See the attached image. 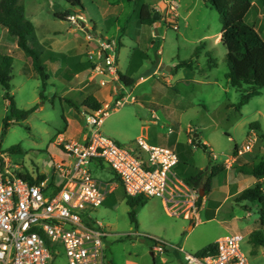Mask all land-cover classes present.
Masks as SVG:
<instances>
[{"label": "rangeland", "instance_id": "rangeland-1", "mask_svg": "<svg viewBox=\"0 0 264 264\" xmlns=\"http://www.w3.org/2000/svg\"><path fill=\"white\" fill-rule=\"evenodd\" d=\"M252 1L264 7V0ZM22 3L26 18L35 27L29 44L41 53L42 64L50 81L43 93L44 99H41L42 81L32 67V59L16 48V40L9 34L4 36L6 29L0 26V56L10 55L14 58L11 95L20 110H30L39 105L27 120L11 117L5 91L0 84V153L21 165V171L27 174L51 169L53 158L49 154V147L58 135L64 133V115L70 113V105L62 99L82 105L88 96H80L79 92L71 90L79 87L78 82L81 83L80 88L86 85L85 81L92 73V68L91 71L88 68L91 61L87 53L95 50L97 43L88 40L87 31L83 30L81 24L87 25L91 27V34L97 33L99 38L106 37L118 44V73L134 82L141 77L146 79L136 87L115 83L120 84L122 90L113 89L106 100L110 115L104 120L100 132L117 144L131 147L134 153L144 156L136 145L138 137L124 142V137L110 134L122 131L133 138L140 132L141 123L134 122L136 118L133 114L131 116L126 112L134 107L138 120L152 127L147 132L150 144L168 148L177 154L183 152L179 168L174 169L179 180L186 183L187 178L198 175L200 171L210 173L214 166L221 169L213 179V191L204 192L201 205L199 198L203 188L200 186L193 190L189 187L190 191L195 192L186 199L195 200L198 218L192 215L187 220L183 214L169 215L162 199L141 197V204L135 210L136 227L130 220L133 209L127 203L128 197L119 180L114 179L115 175L107 165L102 164L101 169L100 164H91L89 169L94 178L104 182L114 179L118 184L117 190L108 195L104 205L88 211L91 218L101 222L103 230L109 234L104 240L107 258L112 264H165L164 259L168 255L174 257L175 252L184 260V254L179 250L196 255L219 238L239 233L245 237L242 251L249 264H264V247L254 245L250 237L255 231L264 234L261 212L264 204L242 199L247 189H253L258 184L264 188V178L249 177L240 170L243 164L251 166L264 161V139L256 133L257 142L250 153L239 158L240 161L231 168H227L225 163L236 147L242 148L252 138L251 124H259L264 134V89L240 111L236 109L245 93L233 88L227 79V49L223 44L214 45L215 39H204L223 29L219 14L207 0H179L180 18L176 23L179 30H175L170 21L159 30L158 36L151 27L139 26L137 29L133 25L135 4H129L127 0H82L83 8L77 11L85 20H80L82 23L78 25L71 20L55 18V13L70 9L65 0H23ZM122 5L125 8L121 9ZM116 9H119L117 14ZM246 21L253 25V14ZM262 25L260 35L264 39L263 22ZM120 27L126 30L125 34L118 31ZM138 38L143 39L141 46ZM201 43L206 44L205 49L200 51L198 58H193ZM207 52L217 63L211 70L208 68ZM161 59L162 66L154 74ZM191 60L195 61L193 69L178 67L180 63ZM100 79L109 80L98 77ZM118 101L125 104L118 106ZM41 104L44 109H40ZM119 107V111L115 112V108ZM152 112L157 120L151 117ZM7 117L10 118L9 127L4 130ZM78 121L89 132L85 119ZM139 136L144 135L141 133ZM12 147H19V152H12ZM228 192H231V197ZM203 203L206 208L201 210ZM199 221L201 223L197 224ZM190 226L194 227L193 230H189ZM144 237L156 238L170 245L165 248L168 254L162 257L155 255L156 244ZM171 246L177 250L170 249ZM53 264H67L63 252Z\"/></svg>", "mask_w": 264, "mask_h": 264}, {"label": "built area", "instance_id": "built-area-1", "mask_svg": "<svg viewBox=\"0 0 264 264\" xmlns=\"http://www.w3.org/2000/svg\"><path fill=\"white\" fill-rule=\"evenodd\" d=\"M69 20L78 25L85 19L77 16ZM171 26L177 29L175 21ZM83 30L87 31L88 40L97 43L95 51L89 53L93 75L109 78L102 81L101 86L118 83V44L99 38L97 33L91 34L86 26ZM124 104L117 102L118 106ZM108 110L109 106H105L85 114L89 134L84 143L58 137V144L74 159L72 167L63 163L55 165V174L64 181L61 185H52L49 179L39 180L36 176L28 180L21 165L0 153V264H53L62 252L67 264H109L104 244L109 234L88 211L101 207L114 188L110 182L92 176L89 166L93 163L107 165L127 197L160 198L171 215L183 214L187 220L192 215L198 218L195 200L186 199L195 191H190L174 171L179 165L177 153L150 144L146 136H140L136 145L142 156L131 147L121 146L104 136L100 129ZM252 134V138L238 148L237 155L233 153L225 160L227 168L254 148L257 135ZM152 239L157 252L162 253L170 246ZM244 241L242 234L234 233L220 238L212 255L198 257L183 250L179 252L184 254V264H249L242 251Z\"/></svg>", "mask_w": 264, "mask_h": 264}, {"label": "trees", "instance_id": "trees-1", "mask_svg": "<svg viewBox=\"0 0 264 264\" xmlns=\"http://www.w3.org/2000/svg\"><path fill=\"white\" fill-rule=\"evenodd\" d=\"M23 0H0V26L5 28L8 34L16 40L17 46L23 50L27 57L32 59V67L35 72L38 73L39 78L42 81L43 92L40 93L41 99H44V91L47 88L50 76L46 72L45 66L42 64L41 53L34 50L29 44V38L34 34L35 27L31 21L25 16V7L22 3ZM69 10L55 13V18L68 21L71 17L79 16L77 9L83 8L82 0H65ZM141 4L139 10V24L143 26H152L155 21L153 19L154 10L143 0H138ZM210 7L215 10L221 19L222 39L221 43L227 49L226 62L229 68L227 79L231 86L241 93H245L242 96L241 102L236 105L238 111L245 106L249 100L260 94V91L264 89V39L261 35L246 22V17L252 8L251 0H207ZM81 16V15H80ZM206 44L201 43L197 47L193 58H198L200 51L205 49ZM139 53V51H137ZM209 57V69H213L217 66L216 61L212 55L207 52ZM194 60L189 62H182L178 65L180 68L193 69ZM13 65L14 58L12 56L3 55L0 56V84L5 91V99L9 102L11 117H17L20 120H27L28 117L34 113L39 105L30 110L18 109L14 97L11 95L12 80H13ZM119 82L126 86L134 85V80L119 73ZM248 87L245 91L244 88ZM70 107L80 110V106L76 105L70 100L62 99ZM84 113L97 112L102 109L103 103L99 102L94 96H88L82 103ZM65 120V118H64ZM10 118L7 117L4 121V130L9 127ZM252 131H256L264 139L262 129L259 124H251ZM12 152H19V147H12ZM238 147L235 148L234 155H237ZM213 160V159H212ZM240 161L239 159L237 162ZM212 166V165H210ZM241 173L243 175L254 177L256 179L264 178V161L258 164L248 165L243 164L241 167ZM221 172L218 167H212L210 173L207 171H200L196 176H192L186 179V184L196 190L197 187L204 189L207 194L212 190L213 179ZM28 180H33L30 176L26 177ZM44 177H40L39 180H43ZM140 198H129L127 203L132 207L130 212V220L133 225L138 227V221L136 218V208L140 206ZM242 199L248 202H259L264 204V188L258 184L253 189H247L242 195ZM203 198H199V205ZM262 212V225H264V209ZM251 241L256 246L264 247V234L261 231H255L251 235ZM150 242L155 241L150 237H144ZM156 244V243H155ZM216 252V244H210L201 249L196 255L198 257H206ZM109 264H112L108 260Z\"/></svg>", "mask_w": 264, "mask_h": 264}, {"label": "crops", "instance_id": "crops-1", "mask_svg": "<svg viewBox=\"0 0 264 264\" xmlns=\"http://www.w3.org/2000/svg\"><path fill=\"white\" fill-rule=\"evenodd\" d=\"M129 2V4H135V9H134V14H133V17H134V23L133 25L138 29L139 26H142V28H150L152 29V32L155 30H158V33H159V30L164 26V25H168L170 24L169 22L170 21H175V23H177V21L179 20L180 18V15L178 13V5H179V0H171L172 2H170V0H143V3H146V4H149L154 12H157L159 15H160V21L158 22V24H153L152 26H143V25H139V10H140V7H141V4L142 3H139L138 0H135L136 2H133V0H127ZM133 2V3H132ZM252 8L250 10V12L248 13L247 17H246V20H248L249 16H251L253 14V18H254V23L253 25L249 24L247 21V23L252 26L259 34L260 32L262 31L263 29V25H262V22L264 23V7L263 5H258L256 2L252 1ZM174 6L175 9H171V7ZM121 9L122 8H125L124 5H122V7H120ZM119 8V9H120ZM119 9H116V14L117 12L119 13ZM121 11V10H120ZM253 11L255 13H253ZM115 14V15H116ZM173 17V19L170 17ZM116 21H118V16H116ZM259 25V26H257ZM86 26V28L88 30L91 29V27L89 28L87 25H82V27ZM127 29V28H126ZM176 30H179V26L177 24V29ZM118 31L122 32L123 34H125L126 30H123L121 27L118 29ZM6 33L8 34L7 30L4 31V36H6ZM154 34V33H153ZM159 35V34H158ZM156 35L155 33V36H158ZM105 39H108L106 37H104ZM204 39L206 41H212L213 39L214 40V45H217L218 43L219 44H222L221 43V39H222V31L221 32H216V34H212V35H207L204 37ZM114 41V40H112ZM142 41L143 39L142 38H138V44L141 46L142 45ZM16 42V41H15ZM17 43V42H16ZM152 47V45H151ZM16 48L19 50L20 48L18 46H16ZM95 50H89L88 51V58H89V53L90 52H94ZM161 51V50H159ZM158 51V53H159ZM26 55V54H25ZM10 56V55H9ZM42 57V56H41ZM90 61V60H89ZM162 61L163 59H161L159 61V64L156 68V70L154 71V74L157 73L160 69V67L162 66ZM89 68V71H91V68H93V63L90 62V66H88ZM98 77H104V76H95L93 75V73H91V77H89L85 82H86V85H84L82 88H80V85L81 83L78 82V88L76 86V88H72L71 90L73 92H79L80 96L81 95H84V94H88V96L92 95L94 96L99 102L103 103V107L105 106H109V104H107L108 102H106V100H108V98L110 97V95H112V92H113V89H121L122 90V87L120 86V84H117L115 85V83H107L106 86H101V82L104 81V79H100L98 80ZM144 80H146L145 78L141 77L139 78V80L135 81L134 83V86H138V85H141V83L144 82ZM187 80V78L185 79ZM50 81V80H49ZM106 81V80H105ZM82 82V81H81ZM84 82V81H83ZM82 82V83H83ZM49 83V82H48ZM119 83V82H118ZM114 84V85H113ZM12 91V90H11ZM71 91V92H72ZM87 96V97H88ZM86 97V98H87ZM81 98V97H80ZM76 100V99H75ZM81 100V99H80ZM8 102V101H7ZM82 102V101H81ZM74 103L78 106H80V110H77L75 108H72V107H68L70 113H66L64 115V118H65V121H66V128H65V131L64 133L58 135V137H64L67 141H72V142H76V143H84L85 139L87 138L89 132L87 130V128L85 129L84 127H81L80 126V122L78 121L80 118H83L85 119V122H86V118H85V113H84V108L82 107L81 104H78L76 101H74ZM8 105H9V102H8ZM40 109H44V105L41 104V108ZM110 109V107H109ZM120 109L119 108H115V112H118ZM154 111V110H152ZM128 114L130 113V115L133 116L136 118V120H134V122L136 123H141V126H140V132H137V134H135L136 136H134L133 138H129L127 137V135H124V133L122 131H115V132H110L111 135H118V137H124L122 138V140L124 142H128V141H131L132 139H135V137H140L139 135L142 133V135L146 136L150 141V137L148 136L147 132L152 128L150 125L144 123V122H141L140 119L138 120V115L135 114L136 110L134 107H131L129 108L127 111H126ZM81 115L83 117H81ZM110 115L109 111H108V115L106 116V118ZM152 118H154L155 120H157L156 116H155V113L152 112ZM105 118V119H106ZM104 119V120H105ZM255 132V134L257 133L256 131H253ZM252 132V133H253ZM58 137L56 138V141L50 145L49 147V154L50 156L53 158V165L51 167V169L48 171V172H45V171H40L38 170L37 174L33 173L30 174L28 173V176H30L31 178H33L34 176H36L38 179L40 177H44L43 180H47L49 179L48 181L50 182V184L52 185H55V186H58V185H61L64 181L62 178H60L58 175L55 174V165L57 164H60V163H63L67 166H73L74 164V159L66 152L64 151V149L62 148V146H60L58 144ZM137 138V139H138ZM177 144V142H176ZM264 151V150H263ZM178 157H179V165L181 164V161H182V156H183V152L180 153V154H177ZM100 168L103 169V166L100 165ZM179 168V167H178ZM207 170V169H206ZM114 179H117L115 178L114 176ZM107 180L108 182H110V184H112V187L114 188L113 192L111 194H113L117 188H118V184L115 183L116 181L115 180ZM115 181V182H114ZM213 191V186H212V190ZM229 193V196H230V193L231 192H228ZM108 197V196H107ZM231 197V196H230ZM107 201V198L106 200ZM105 203V202H104ZM104 205V204H103ZM206 208V205H204V203L202 204V209H205ZM208 211V210H207ZM206 212V216L208 217V212ZM169 215H171L169 213ZM198 223H201L200 221L197 222ZM264 226V225H263ZM193 226H190L189 227V230H193ZM220 239V238H219ZM218 239V240H219ZM217 240V241H218ZM216 241V242H217ZM215 242V243H216ZM169 248V247H168ZM167 249V247H166ZM164 250V252L160 253V252H157L154 250V253L155 255H159V256H164V254H168V251L167 250ZM170 249H173V250H177V248L175 247H170ZM163 254V255H162ZM152 256L154 257V254L152 253ZM174 257H170L169 255L164 259L165 260V264H184V260L183 258H181V255L177 254L175 252V255H173ZM155 258V257H154Z\"/></svg>", "mask_w": 264, "mask_h": 264}, {"label": "water", "instance_id": "water-1", "mask_svg": "<svg viewBox=\"0 0 264 264\" xmlns=\"http://www.w3.org/2000/svg\"><path fill=\"white\" fill-rule=\"evenodd\" d=\"M153 19H154V21H155V25L156 24H158V22L160 21V15L157 13V12H155L154 13V16H153ZM155 33H156V35H158L159 33H158V30H156L155 31ZM105 64V63H104ZM199 143H201L200 141H199ZM203 148L204 149H207V146H205V145H203ZM203 195H204V189H201V191H200V197H203Z\"/></svg>", "mask_w": 264, "mask_h": 264}]
</instances>
